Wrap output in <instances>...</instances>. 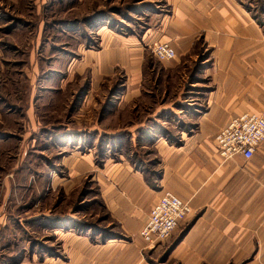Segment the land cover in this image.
<instances>
[{"label": "rangeland", "instance_id": "rangeland-1", "mask_svg": "<svg viewBox=\"0 0 264 264\" xmlns=\"http://www.w3.org/2000/svg\"><path fill=\"white\" fill-rule=\"evenodd\" d=\"M238 1L255 17L264 12V0ZM177 7L178 0H0V264H64L79 238L134 242L108 199L120 183L102 173L129 162L157 187L160 160L145 146L191 132L173 112L187 105L178 98L208 95L217 81L214 47L202 30L190 33L189 19L180 34ZM110 35L117 64L80 72L97 64L94 53ZM159 38L176 58L154 57ZM159 111L167 113L160 123L147 118L134 137L135 120ZM200 210L165 242L143 239L137 264H247L198 261L188 234Z\"/></svg>", "mask_w": 264, "mask_h": 264}, {"label": "crops", "instance_id": "crops-1", "mask_svg": "<svg viewBox=\"0 0 264 264\" xmlns=\"http://www.w3.org/2000/svg\"><path fill=\"white\" fill-rule=\"evenodd\" d=\"M176 18L182 27L181 35L188 33L183 27L189 19L190 33L202 30L205 41L214 47L215 89L202 97L178 98L177 102L187 105L176 106L173 112L193 129L191 132L182 131L176 137L177 142L159 136L151 146H145L154 148L160 160L157 168L162 175L157 187L151 186L143 171L129 162L108 164L102 173L103 181L120 183L119 189L109 186L108 199L125 217L134 242L125 245L118 240L93 245L79 238L68 250L64 264L139 263L136 249L143 245L141 229L166 190L189 201L192 208L202 209L188 234L192 246L201 249L197 250L198 261L246 260L247 264H264V143L251 159L238 156L223 160L215 141L219 129L234 117L246 111L264 115V12L255 17L238 0H178ZM113 36L107 37L104 50L94 53L97 64L85 63L80 72H86L87 68H94L95 72L98 68L103 74L117 64L114 50L118 39ZM154 41L174 47L166 39ZM91 97L88 94L86 100ZM185 109L190 111L183 113ZM161 112L145 116L143 122L135 120L130 129L133 136L137 128L145 126L147 118L160 123L167 114ZM112 119L115 123L119 121L118 117ZM152 131L150 128L149 132ZM5 151L6 144L0 140V160L4 159ZM78 165L80 170L82 162Z\"/></svg>", "mask_w": 264, "mask_h": 264}, {"label": "built area", "instance_id": "built-area-1", "mask_svg": "<svg viewBox=\"0 0 264 264\" xmlns=\"http://www.w3.org/2000/svg\"><path fill=\"white\" fill-rule=\"evenodd\" d=\"M152 52L160 61L176 57L175 48L167 42H154ZM217 149L223 160L238 156L251 159L264 143V115L246 111L221 127L215 136ZM189 201L166 190L151 208L148 219L141 229V236L150 246L168 240L192 213Z\"/></svg>", "mask_w": 264, "mask_h": 264}]
</instances>
